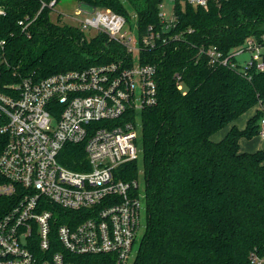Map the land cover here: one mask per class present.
<instances>
[{
  "label": "trees",
  "instance_id": "16d2710c",
  "mask_svg": "<svg viewBox=\"0 0 264 264\" xmlns=\"http://www.w3.org/2000/svg\"><path fill=\"white\" fill-rule=\"evenodd\" d=\"M49 1L0 0L1 83L132 57L103 32L86 39L77 26L52 21L51 8L42 7ZM76 1L111 8L129 21L133 12L139 43L148 26L163 25L164 0ZM173 15L169 32L180 37L139 51L141 63L156 65L158 101L139 113L141 159L120 166L127 180L137 177L138 162L143 169L145 228L132 264H256L250 253L264 255V149L241 151L239 140L258 134L262 111L243 128L234 121L264 103V68L210 65L198 47L226 53L247 37L260 39L264 0H207L206 7L173 0ZM19 20L31 22L23 30ZM228 124L221 139H211ZM4 140L0 134V148ZM59 160L86 169L79 166L87 164L83 144L65 143ZM106 257L79 255L76 264H104Z\"/></svg>",
  "mask_w": 264,
  "mask_h": 264
},
{
  "label": "built area",
  "instance_id": "2783aa9c",
  "mask_svg": "<svg viewBox=\"0 0 264 264\" xmlns=\"http://www.w3.org/2000/svg\"><path fill=\"white\" fill-rule=\"evenodd\" d=\"M188 1L207 6V0ZM162 3V27L148 26L140 45L124 15L83 3L74 11L81 30L104 32L121 42L132 56L128 59L20 82L1 83L0 70V134L5 139L0 148V264H76V256L96 254L107 255L104 264H128L130 258L133 263L145 194L137 178L120 177V166L141 159L139 113L158 101L156 65L141 63L139 51L180 37L169 32L175 18L165 19ZM44 5L52 10L56 0ZM18 22L24 30L31 20ZM263 43L264 33L226 53L216 45H200L198 54L210 65L262 70ZM245 52L248 57L240 62ZM175 76L180 89V75ZM259 109L258 134L264 140L262 104ZM101 119L106 123L96 122ZM65 143L83 144L87 164L79 161V166L86 169H71L59 160ZM250 260L264 264V255L251 252Z\"/></svg>",
  "mask_w": 264,
  "mask_h": 264
},
{
  "label": "rangeland",
  "instance_id": "374dc122",
  "mask_svg": "<svg viewBox=\"0 0 264 264\" xmlns=\"http://www.w3.org/2000/svg\"><path fill=\"white\" fill-rule=\"evenodd\" d=\"M81 4H82L81 2L79 3L76 0H60V1H58L56 3L54 8H52V10L50 12V17H51L52 21H54V22H58L60 24H70V25L78 27V24H77L78 23V20H77L78 16L74 15V11L76 10V8L78 6H81ZM162 5H163V7L161 8V11L165 15V19H168L173 14V1L172 0H164ZM97 8H99L101 10L111 9V8H108V7H97ZM129 17H130V21L126 17V19L128 20L129 26L130 27L133 26V27L136 28V25L133 23L135 14L133 12H131L129 14ZM132 18H133V20H132ZM132 30H133L132 35L135 36V31H134L133 28H132ZM81 31H83V30H81ZM83 32L85 33L86 39H89L90 37L94 36L95 34H97L100 31L88 30V31H83ZM110 39H112V38H110ZM138 42H139V39H138ZM119 43H121V42H119ZM138 45H140V43H138ZM247 57H248V52H245V53H243V54H241L239 56V61L242 62V59L243 58H247ZM258 107L260 108V106H258ZM262 110H264V103L262 104ZM253 112H255V108H251V109L247 110L246 112L241 114L239 117H237L234 122L236 123V125L237 124L238 125L239 124L245 125V122H246L247 118H249L250 115L253 114ZM139 116H140V114H139ZM138 119H140V117H138ZM138 119H137V121H138ZM223 129L218 131V132H216L215 134H213L211 136V139L218 140L217 138H219L221 136L219 134H221L223 132ZM137 131H138L139 135H138V138L136 140V144H137L138 148H140L141 147V135H140V127L138 125H137ZM246 141H247V146H246L247 148H251V149L252 148H256V150L257 149H264V140L261 139L259 134H256L255 136L251 137L250 139H246ZM136 178L138 180L139 189L140 190H144V178H143V169H142L141 162H138V165H137V177ZM144 227H145V216L142 214L141 218H140V227H139V229H138V231L136 233V238H135V242H134V246H133L134 247V251H136L138 249V247H139V243H140L142 234L144 232ZM131 263H132V258H130L128 264H131Z\"/></svg>",
  "mask_w": 264,
  "mask_h": 264
},
{
  "label": "crops",
  "instance_id": "0c3cea01",
  "mask_svg": "<svg viewBox=\"0 0 264 264\" xmlns=\"http://www.w3.org/2000/svg\"><path fill=\"white\" fill-rule=\"evenodd\" d=\"M258 106H260V103L259 104H256L255 106H253L252 108H255V110L256 109H258L259 107ZM251 109V108H250ZM254 113V112H253ZM251 116V115H250ZM236 120V119H235ZM235 123V122H234ZM246 123V122H245ZM236 124V123H235ZM230 125L231 124H228V125H226L225 127H223L222 129H223V132L221 133V134H219V135H221L220 137L222 138L224 135H225V133L227 132V130L229 129V127H230ZM237 126L239 127V128H243L245 125H241V124H237ZM222 129H220V130H222ZM219 130V131H220ZM218 132V131H217ZM216 133V132H215ZM214 133V134H215ZM213 135V134H212ZM211 135V136H212ZM217 138V139H221V138ZM248 141V140H247ZM247 141H246V138H241L240 140H239V145H240V150L241 151H254V150H256V148H247L246 146H247Z\"/></svg>",
  "mask_w": 264,
  "mask_h": 264
}]
</instances>
